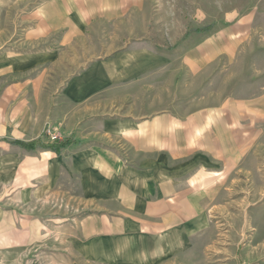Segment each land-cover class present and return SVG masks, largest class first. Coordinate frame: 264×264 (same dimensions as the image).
Returning a JSON list of instances; mask_svg holds the SVG:
<instances>
[{"label":"crops","instance_id":"crops-1","mask_svg":"<svg viewBox=\"0 0 264 264\" xmlns=\"http://www.w3.org/2000/svg\"><path fill=\"white\" fill-rule=\"evenodd\" d=\"M33 1H16L20 32L0 28V259L198 264L221 192L194 132L230 131L238 113L173 106L178 88L203 86L178 83L154 49L114 45L130 31L107 23L127 0Z\"/></svg>","mask_w":264,"mask_h":264},{"label":"rangeland","instance_id":"rangeland-1","mask_svg":"<svg viewBox=\"0 0 264 264\" xmlns=\"http://www.w3.org/2000/svg\"><path fill=\"white\" fill-rule=\"evenodd\" d=\"M16 1L0 0L1 29L8 30L15 21L18 32L24 26L19 19L24 6ZM33 2L35 9L39 2ZM122 7V18L107 25L122 33L128 29L130 34H122L114 45L154 49L173 59L178 83L186 80L193 87L203 86L192 91L178 88L177 97L170 100L176 103L173 106L238 113L230 119L238 123L230 131L194 132L209 141L206 149L213 157L211 167L218 172L221 192L213 242L197 263L264 264V92L260 91L264 88V0H127ZM235 28H241L240 34L228 36ZM167 80L168 74L163 75L162 83ZM163 94L162 107L168 100ZM255 103L260 104V121L249 115ZM17 254L13 259L2 257L0 264H40L35 257L25 256L23 249Z\"/></svg>","mask_w":264,"mask_h":264},{"label":"built area","instance_id":"built-area-1","mask_svg":"<svg viewBox=\"0 0 264 264\" xmlns=\"http://www.w3.org/2000/svg\"><path fill=\"white\" fill-rule=\"evenodd\" d=\"M47 133H48V135H49V136H51V132H50V130H49V129L47 130Z\"/></svg>","mask_w":264,"mask_h":264}]
</instances>
